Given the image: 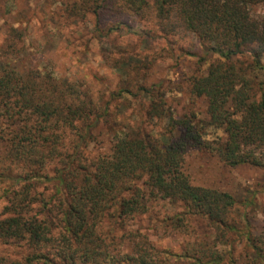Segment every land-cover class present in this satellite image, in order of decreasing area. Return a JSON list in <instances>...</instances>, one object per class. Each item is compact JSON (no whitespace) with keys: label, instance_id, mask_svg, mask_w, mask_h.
<instances>
[{"label":"trees","instance_id":"1","mask_svg":"<svg viewBox=\"0 0 264 264\" xmlns=\"http://www.w3.org/2000/svg\"><path fill=\"white\" fill-rule=\"evenodd\" d=\"M57 1L65 20L91 21L101 37L131 29L133 18L188 54L205 52L201 62L216 54L188 81L207 119L173 111L142 85L144 119L127 125L116 100L129 89L106 98L77 78L20 65L23 33L11 28L0 49V264H236L232 236L244 238V264H264V237L243 229L234 194L198 184L187 164L196 150L264 168V15L253 13L264 0ZM143 218L181 232L180 250L131 228Z\"/></svg>","mask_w":264,"mask_h":264},{"label":"rangeland","instance_id":"2","mask_svg":"<svg viewBox=\"0 0 264 264\" xmlns=\"http://www.w3.org/2000/svg\"><path fill=\"white\" fill-rule=\"evenodd\" d=\"M253 13L264 15V4L256 6ZM63 14L66 13L57 0H0V49L13 41L9 33L11 28H17L23 33L22 40L17 38V47H21L20 65H33L43 72L77 78L94 95L103 93L106 98L113 91L129 89L116 101L122 115L129 118L124 123L132 127H137L144 119L143 105L149 102L146 94L139 95L138 88L142 85L149 88L154 86L155 91L164 95L168 107L173 111L194 109L201 119H207L206 102L189 94L188 81L191 75L206 72L216 54L210 53L206 56L208 60L201 62L205 52L199 51L198 56L188 54L187 47L185 50L174 47L156 31L144 33V26L133 18L130 20L131 29L122 27L108 37H101L91 21L69 23ZM144 29L148 31V28ZM212 131L208 128V138L216 135ZM218 135L222 136L223 132L218 131ZM106 143L105 136L98 146L103 149ZM93 147L96 149L97 145L93 144ZM187 160L195 181L234 194L240 205L239 213H246L249 220L245 226L242 224L243 229L250 228L258 236L264 237V168L228 166L211 154L196 150L189 152ZM157 205H161L162 220L166 217L164 205L167 204ZM2 208L1 202L0 212ZM176 208L182 209V206H168L171 212ZM130 225L134 230L143 229L161 248L180 250L184 238L181 232L165 231L163 227L158 231L153 230L149 218ZM193 225L200 233L206 229L204 219L196 220ZM232 237L235 247L233 259L236 264H244V238ZM219 247L222 252L230 251L229 246ZM0 249L7 251L2 245Z\"/></svg>","mask_w":264,"mask_h":264}]
</instances>
